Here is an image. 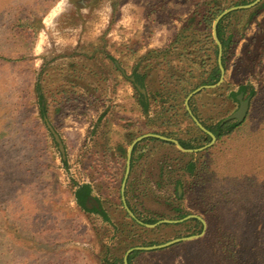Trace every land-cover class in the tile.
Returning a JSON list of instances; mask_svg holds the SVG:
<instances>
[{"label":"rangeland","instance_id":"374dc122","mask_svg":"<svg viewBox=\"0 0 264 264\" xmlns=\"http://www.w3.org/2000/svg\"><path fill=\"white\" fill-rule=\"evenodd\" d=\"M207 1L0 0V264H109L124 261L131 248L203 232H195L192 219L151 228L132 218L119 184L128 151L124 158L116 148L128 150L148 133L174 139L196 133L181 117H164L160 104L145 114L132 78L148 74L144 90L152 95L171 74L175 82L208 60L210 45L200 53L183 31ZM216 1L226 10L247 0ZM229 15L236 43L225 89L195 104L203 121L216 125L238 110L229 95L245 85L244 127L197 153L201 174L184 177L181 195L176 146L141 141L130 195L141 221L196 215L207 229L165 249L140 251L132 264H264V7ZM193 74L186 83L196 85ZM48 124L61 136L65 157ZM84 183L108 219L77 203Z\"/></svg>","mask_w":264,"mask_h":264},{"label":"trees","instance_id":"16d2710c","mask_svg":"<svg viewBox=\"0 0 264 264\" xmlns=\"http://www.w3.org/2000/svg\"><path fill=\"white\" fill-rule=\"evenodd\" d=\"M255 0H247V1H243L244 4H248L251 3ZM260 7H264V0L258 5L256 6L254 9H258ZM225 10V8H222L220 5H218L216 0H211V1H207L204 2L203 4L199 5V7L196 9L195 11V15H194V22L190 25H187L184 28V32L189 31L190 34L187 35H192L193 38H185L186 40H190V42H192L197 49L200 51L204 50V45L209 44V52L207 54V61H203L202 63L199 64V69H191L188 71L186 69L183 70L182 73V77H179L175 80V82H173L172 79H175V74H171L169 77H167L166 79L169 80L168 82H163L162 89H158L156 91L152 92V95H148L142 93L138 87L134 84H140L141 87L143 89H146L148 91V87L146 85V79H147V75L148 74H140L138 72H134L133 77L135 78V81H133L132 83L134 84L135 89L137 90L138 94H139V102L141 104V106L144 109V113L151 115V109L154 105H159L158 107H161V112L162 115L164 117H167L168 119H171L172 117L176 116V117H181L182 120L184 122L188 123V126H193L194 128H196V133L192 134V135H187L184 137H179L176 136V139H178L181 144L185 147V148H199L202 147L208 143L211 142L212 138L210 135H208L207 133L203 132L192 120L189 112L186 109L185 106V100L187 98V96L195 89H197L198 87L202 86V85H213L216 84L217 82H219L220 78H221V70L219 67V63H218V54H219V49H218V45L216 44L214 38H213V34H212V27H213V23L215 21V19ZM230 16V15H229ZM229 16H226L224 19L221 20L219 26H218V35L219 38L221 39L222 43H223V47H224V56H223V63L224 66L226 68V72L228 73L229 70V65H228V56L232 50V46L235 45L236 41H235V37L236 34L233 32H229L228 31V27L226 25V21L228 20ZM207 46V45H206ZM184 49L189 50L190 46H186ZM154 53V52H153ZM204 55H200L199 57H204ZM170 63V61L168 62ZM191 67V66H190ZM174 69L176 71H178V67L175 65ZM194 71H198L197 76H193L191 75L190 80L194 78H197V83L196 85H194L193 83L188 84L185 81H187L189 78L186 77L187 74H192L194 73ZM186 77V79H185ZM182 79H185L184 82L182 81ZM225 85H226V81L222 84V86H220L217 89H213V90H205L203 92H201L200 94H198L197 96L193 97L190 101V105L191 108L194 112V114L203 122V124L210 130L212 131L216 136H217V140H218V144L224 142V140H226V137H230L231 135H233L234 133L240 131V128H243L244 126V122L242 124H239L237 121L232 120L229 121L225 124H222V122H219L216 125H212L209 126L207 125L202 117L200 116L201 111L199 110V108L196 106V101H198V99H201L200 97H202V95L208 93H212L217 95L218 93H221L222 90L225 89ZM244 92L245 96L246 94L249 92L248 91V87L245 85L240 86L238 91H233L230 93L229 97H231L232 99H235L236 101H238L237 96L241 93ZM255 91L252 89L250 92V95H254ZM41 114L43 118H47V108H46V104L44 103V100L41 98ZM189 130H191L189 128ZM166 136H171L168 134H164ZM151 140H158V139H154L151 138ZM162 143L169 145V146H173L174 144L170 143V142H166V141H161ZM141 144L139 143L133 152V159H132V169H131V175L130 178L128 180L127 183V187H126V197H127V202L129 204V206L131 207V209L133 210V212L137 213L136 209L133 207V205L131 204L130 201V195H132V192L135 188V184H134V178H132V174L134 172V168L137 165V159H136V154L140 148ZM215 147V146H214ZM112 148H108L106 150V152H104L105 156H109V154L111 153ZM127 148L124 146H120L118 148V153H120V157H126L127 155ZM200 155H204V154H200ZM193 156V155H192ZM65 162V160H63ZM98 164L101 165V162L98 161ZM124 170L126 169V164L124 163ZM186 170L189 171L193 176H198L200 173L199 171V166H198V162L194 163V162H190L187 164L186 166ZM123 178H121L119 184H120V190H121V186H122V181ZM176 186H182V184H177L175 183ZM93 193V187L90 183H84L78 186L76 192H75V196H76V200L77 203L84 209L89 210L86 207V202H87V198ZM100 202V201H99ZM94 212H97L101 215H103L105 218L108 219V215L106 213L105 210H97L94 209ZM129 216V215H128ZM145 223H156L157 221H146L143 220ZM192 221H194L197 225V227L199 228L198 230H196V233H199L202 231L203 229V223L195 218L192 219ZM186 224H189L186 223ZM186 224H181V225H186ZM140 254V251H135L133 252L130 257H129V264H132L133 259L138 256ZM109 264H124L123 258H121L118 261H115L113 263H109Z\"/></svg>","mask_w":264,"mask_h":264},{"label":"water","instance_id":"95a60500","mask_svg":"<svg viewBox=\"0 0 264 264\" xmlns=\"http://www.w3.org/2000/svg\"><path fill=\"white\" fill-rule=\"evenodd\" d=\"M262 1L263 0H255V1L251 2V3H249V4H244V5H238V6L230 7L228 9L224 10L215 19L214 24H213V37H214V40H215L216 44L218 45V49H219L218 63H219V67H220V70H221V78H220L219 82H217L216 84H213V85H202V86L198 87L197 89L193 90L187 96V98L185 100L186 109L189 112L190 116L192 117L193 121L195 122V124L203 132H205V133H207L208 135L211 136V138H212L211 142L206 144V145H204V146H202V147H199V148L188 149V148H185L184 146H182V144L177 139L169 138V137L163 136L161 134L148 133V134H144L142 136L137 137L131 143V145H130V147L128 149L126 172H125V176H124V179H123L121 191H122V199H123V202H124V206H125V209L127 210V212L129 213V215L132 218H134L135 220H137V222H139L140 224L148 226V227H151V228L157 227V226H159L161 224H179V223H182L184 221H187V220H190V219H193V218H197L204 225L203 232L200 235H193V236H189V237L177 238V239L171 240L169 242H166L164 244H159V245H154V246H139V247L131 248V249H129L127 251V253H126L125 257H124V264H129V257L135 251L161 250V249L168 248V247H170V246H172L174 244L180 243L182 241H189V240H192V239H195V238H198V237H201L202 235H204V233H205V231L207 229V222L203 218H201L199 216H196V215H188L185 218L179 219V220H168V219H165V220L158 221L155 224H145L143 221H141V220H139L137 218V216L134 214V212L130 209V207H129L128 203H127L126 195H125L127 183H128V180H129V177H130V174H131V169H132L133 152H134L135 147L141 141H143V140H145L147 138H158V139H161V140H164V141H167V142L174 143L180 150H182L184 152H189V153L202 152V151L212 147L217 142V136L212 131H210L199 120V118H197L195 116V114L193 113V110H192L191 105H190V101H191V99L193 97H195L196 95H198L199 93H201L204 90L219 88L223 84V82L225 81L226 68H225L224 63H223L224 47H223V43H222V41H221V39L219 38V35H218V26H219L221 20L224 19L227 15H229V14L235 12V11L248 10V9L255 8ZM132 80H134V78H132ZM138 88L142 91V93L145 94V90L142 89L141 86L138 85ZM237 98H238V101L240 103V106H239L238 110H236L234 113H232L229 117L225 118L222 121V124H225V123H227L229 121H232V120L237 121L239 124H241V123H243L245 121V119L247 117V114L249 112V109H250V98L249 97L246 98L244 92H241L237 96ZM48 126H49V129L51 130L52 134L54 135L55 141L58 144L59 149H60L61 153L63 154V157H65V146H64V143L62 141L61 136L55 131L53 126H51L50 124H48ZM181 193H182V188L180 187L179 188V195H181ZM93 204H94V206L93 205L91 206L88 203L87 207L90 208V209L91 208H96L99 211L102 209L99 202L94 201Z\"/></svg>","mask_w":264,"mask_h":264},{"label":"crops","instance_id":"0c3cea01","mask_svg":"<svg viewBox=\"0 0 264 264\" xmlns=\"http://www.w3.org/2000/svg\"><path fill=\"white\" fill-rule=\"evenodd\" d=\"M147 139H151V138H147ZM154 139H158V138H154ZM176 139V138H175ZM159 141H164V140H161V139H158ZM178 140V139H177ZM179 141V140H178ZM167 142V141H166ZM180 142V141H179ZM171 143V142H170ZM181 143V142H180ZM172 144H174V143H172ZM142 145V144H141ZM121 146V144L120 145H118V147L116 148V150H117V152H118V148ZM174 146H176L175 144H174ZM183 146V145H182ZM141 147L142 146H140V148H139V150H138V152H137V154H136V159H137V163L140 161V159H142L143 158V155L144 154H142V152H141ZM188 149H195V148H188ZM113 150V149H112ZM176 150H177V152L179 153V155H180V157H177L176 158V160H179L177 163V168H180V172H181V174L180 175H178V171H179V169H177L176 168V173H177V175L175 176L176 177V179H175V183H179V184H182L183 183V180H184V177H190V176H193L189 171H187L186 170V166H187V164L188 163H190V162H194V163H196L197 162V159L196 158H194V157H196L197 156V153H189V152H184V151H182V150H180L177 146H176ZM193 155V156H192ZM184 157L185 158H188V160H186V162L184 163ZM137 166V165H136ZM136 166H135V168H134V172H133V174H132V178L134 177V173H135V169H136ZM158 168H159V172H160V177L162 178V176H163V178L165 179V178H167L166 176L168 175L167 173L166 174H163V172H162V168H161V166L159 165L158 166ZM164 169H166V168H164ZM165 171V170H164ZM131 175V174H130ZM93 187V186H92ZM181 187V186H180ZM179 187V188H180ZM179 190V189H178ZM76 197V196H75ZM94 201H97V202H99V199L97 198V196H96V194H95V192H94V188H93V193L87 198V202H86V207H87V205H88V203L92 206H94ZM88 208V207H87ZM88 209H90V208H88ZM94 209H96V208H94Z\"/></svg>","mask_w":264,"mask_h":264},{"label":"flooded vegetation","instance_id":"af4514ba","mask_svg":"<svg viewBox=\"0 0 264 264\" xmlns=\"http://www.w3.org/2000/svg\"><path fill=\"white\" fill-rule=\"evenodd\" d=\"M133 81H135V78H134V80H132V82H133ZM134 84L137 86V83H134Z\"/></svg>","mask_w":264,"mask_h":264}]
</instances>
